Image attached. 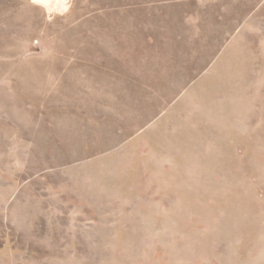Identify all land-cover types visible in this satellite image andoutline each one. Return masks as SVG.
Here are the masks:
<instances>
[{
  "label": "rangeland",
  "instance_id": "rangeland-1",
  "mask_svg": "<svg viewBox=\"0 0 264 264\" xmlns=\"http://www.w3.org/2000/svg\"><path fill=\"white\" fill-rule=\"evenodd\" d=\"M0 264H264V0H0Z\"/></svg>",
  "mask_w": 264,
  "mask_h": 264
},
{
  "label": "bare ground",
  "instance_id": "bare-ground-1",
  "mask_svg": "<svg viewBox=\"0 0 264 264\" xmlns=\"http://www.w3.org/2000/svg\"><path fill=\"white\" fill-rule=\"evenodd\" d=\"M71 0H33V3L41 6L48 13H63Z\"/></svg>",
  "mask_w": 264,
  "mask_h": 264
}]
</instances>
